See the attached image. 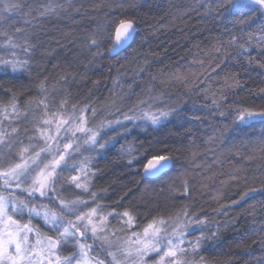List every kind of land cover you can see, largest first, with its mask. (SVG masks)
Wrapping results in <instances>:
<instances>
[{"label":"snow or ice","instance_id":"6c2138e0","mask_svg":"<svg viewBox=\"0 0 264 264\" xmlns=\"http://www.w3.org/2000/svg\"><path fill=\"white\" fill-rule=\"evenodd\" d=\"M141 4L142 0H131L127 6ZM125 6V0H114L96 27L87 31L79 47L91 59L82 70H63L51 83L45 74L35 80V95L20 100L33 88L32 73L38 71L33 67L38 42L32 34L43 20L33 23L37 19L33 12L39 17L58 16L57 9L64 4L0 0V264H232V257L219 259L223 233L236 227L232 223L236 217L228 218L229 209L236 206L254 221L257 205L264 209V199H257V193L264 196V172L250 178L238 169L220 181L221 185L244 182L237 199L213 187L209 199L216 215L192 206L196 181L188 169L201 168L207 161L198 159L200 147L187 126L207 118L198 114L203 109L224 118L226 122L213 126L206 137L209 145L223 143L232 131L257 125L264 129V0H201L204 15L214 22L217 16L212 14L218 13L224 21L215 42L185 63L175 61V66L155 71L145 56L137 60L131 76L120 69L129 62L123 53L138 33L137 14L111 11ZM253 21H258L255 27ZM21 23L28 27L18 26ZM104 49L119 64L107 96L98 94L102 85L96 75ZM46 54L51 53L40 51L41 56ZM211 73L216 75L210 80ZM248 81L259 84L247 91L261 94L260 103L229 101ZM78 85L82 95H74ZM197 96L206 103L197 107ZM173 122L192 134L184 146L185 170L174 179L181 148L160 135ZM141 134L145 138L138 145ZM186 139L181 136L178 143L183 145ZM114 148L116 159L133 172L137 185L155 190L169 177V195L182 204L145 209L141 218L131 197L121 203L131 188L109 197L108 189L97 183L102 173L98 161L109 157ZM254 150L264 154V131ZM206 170L197 174L201 189L209 187L205 180H212V175H204ZM219 215L226 219L219 221ZM236 231L237 248L251 255L248 240L258 235L253 242L264 249V223L258 229ZM257 264H264V255Z\"/></svg>","mask_w":264,"mask_h":264},{"label":"trees","instance_id":"16d2710c","mask_svg":"<svg viewBox=\"0 0 264 264\" xmlns=\"http://www.w3.org/2000/svg\"><path fill=\"white\" fill-rule=\"evenodd\" d=\"M19 2L24 5L35 2L40 6L47 3V0H19ZM59 2L64 4V8L57 9L58 16L39 17L36 12H33V15L37 16L33 23L40 24L43 20L42 27L33 30L32 34V39L38 42L39 51L36 53V61L33 64V67L38 71L32 73L33 88L21 94L20 100H23L27 95H35V80L45 74L51 83L54 82L57 73H61L63 70L80 71L83 69L84 64L91 57L86 51L82 52L79 45L83 37L87 35V31L94 29L97 21L103 18L104 12L110 10L108 6L113 4L114 0H59ZM200 2L201 0H142L140 7H128L127 5L131 3V0H125L124 9L112 8L111 11L114 13L137 14L139 24L135 42L126 53H123L129 57V62L120 71H128L129 76H131V69L137 60L142 61L145 56L152 61L153 71L156 67L175 66V61L185 63L187 60H191L201 49L210 46V42H215V37L222 32L221 25L224 21L219 18L218 13L212 14L217 16L214 22L210 17L204 15L205 9L200 7ZM208 2H213V0H208ZM257 22L253 21V27ZM18 26L28 27L22 23ZM196 45H199V48ZM40 51L51 54L41 56ZM181 57L184 59L182 60ZM99 62L101 67L97 69L96 75L101 77L102 86L98 94L107 96L109 89L112 88V78L115 76L119 64L109 56L106 49L103 50V56ZM120 63L124 62L120 61ZM108 68H111L112 71H108ZM215 75L216 73H211L209 79L211 80ZM253 75L255 74L253 73ZM242 76L247 80L246 75L242 74ZM144 78L147 79L146 76ZM23 79L28 82L30 78L25 75ZM213 86H215L214 81ZM258 86V83L253 84L248 81L245 89H238V94L234 97L229 96V101L235 98L236 102L240 104H251L253 101L259 104L261 94L247 91L248 88ZM75 94L82 95L79 85L74 89ZM195 99L198 101L197 107L206 103L200 96L195 97ZM211 111V109L199 111V115L207 118L201 121H191L187 125L193 129L192 134L195 135V142L200 147L201 155L198 159L207 161V165L202 163L201 168H190L188 171L196 181V196L192 206L198 211L205 209L212 215H216V213L211 212L213 202L209 199V193L213 187L222 188L228 198L237 199V194L246 187L244 182L233 180L221 185L220 181L227 180L229 173L236 169L239 170V174L250 178L253 174L258 176L264 172V158H262L264 154L254 150V143L260 139L264 129L257 125L255 128L247 129L244 132L232 131L228 133V137L223 143L209 145L205 143V140L212 133L213 126H219L226 122L222 117L209 115ZM170 132H179L181 136L189 139L184 140L183 145H181L178 143L181 136L171 135ZM192 134L185 132L182 127L175 126V122L169 124L168 128L160 134L170 144L181 148V151L177 153L178 163L176 171L172 173L173 179L179 172L185 170L187 161L184 146L187 145ZM144 138V134H141L137 144L139 145V140ZM225 144L227 147H224ZM161 146L163 147V145ZM116 147L118 148L119 144ZM116 156L117 152L114 148L109 157L98 161L102 173L97 183L108 189L109 197H117L118 194H123L128 188H131L121 203H125L131 197V203L140 209L141 218H143L145 209H154L156 206L165 203L168 204L169 208L182 204V201L169 195L168 184L171 183L169 177H165L155 185V190L145 191L142 183L141 185L135 183L133 172L129 171L124 162L117 160ZM217 157L219 162H215ZM205 167L207 170L204 171V175H212V180H205L204 183L209 187L201 189L199 184L201 176L197 174ZM213 173L215 174L213 175ZM256 186L260 187L258 181ZM160 189H164V191L161 192ZM257 199H264V196L257 193ZM232 216L236 217L235 220H232L236 227L223 233L225 245L219 259L226 260L232 257V264H246V262L257 264V259L264 255V249L259 243L253 241H258L260 237L253 235L252 239L248 240V244L251 245V255L243 249L237 248L234 240L238 235L237 229L239 233H243L252 228L258 229L260 224L264 223V209L257 205L255 221L251 215L240 212L236 206L229 209L228 218ZM217 219L223 222L226 217L219 215Z\"/></svg>","mask_w":264,"mask_h":264}]
</instances>
